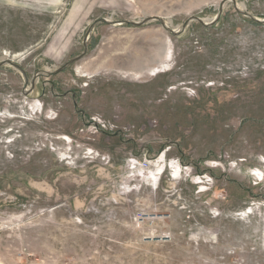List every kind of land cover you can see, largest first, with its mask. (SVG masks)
<instances>
[{
  "label": "rangeland",
  "instance_id": "374dc122",
  "mask_svg": "<svg viewBox=\"0 0 264 264\" xmlns=\"http://www.w3.org/2000/svg\"><path fill=\"white\" fill-rule=\"evenodd\" d=\"M245 15L264 0H0V59L28 81L0 66V264H264Z\"/></svg>",
  "mask_w": 264,
  "mask_h": 264
},
{
  "label": "water",
  "instance_id": "95a60500",
  "mask_svg": "<svg viewBox=\"0 0 264 264\" xmlns=\"http://www.w3.org/2000/svg\"><path fill=\"white\" fill-rule=\"evenodd\" d=\"M219 15H220V12H219V14H218L213 20L208 21V22H205V20H201V19L196 18V17L191 18V19L185 21V22L182 24V26L179 27L178 30H174V29H171V30H170V29H168L167 27H165L164 22H162L159 18H152V19H148V20H146V21H142V22H139V23H132V22H128V21L113 22V21H111V20L98 19V20H96V21L92 24V26H91V28H90V30H89V33L91 32L92 28H93L96 24H99V23H103V24H107V25H115V26H116V25H122V24H130V25L132 24V25H136V26H142V25H144V24H146V23H148V22H151V21H157V22L161 23L162 27H163L167 32H169V33H170L171 35H173V36H176V35H180L181 33H183L184 30L186 29V27L189 25V23H190L191 21L197 22V23L200 24V25H203V26H205V27H208V26H211L212 24L215 23V21L217 20V18L219 17ZM245 16L248 17L249 19H251L252 21H254L255 23H258V24H264V21H263V20H258V19H256V18L250 16V15H245ZM89 33H88V34H89ZM88 34H87L86 38L88 37ZM85 40H86V39H85ZM86 52H87V47L84 46L83 53H82L80 56H78L76 59H74L73 61L80 60V59L86 54ZM4 65H6V66H10V67L13 68L14 70L18 71V72L22 75V77H23V79H24V86H27V82H28V81H27V79H26L25 72H24V71H23V70L17 65V63L14 61V58H13V57H11V58L8 57V58H6L5 60L0 59V66H4Z\"/></svg>",
  "mask_w": 264,
  "mask_h": 264
},
{
  "label": "bare ground",
  "instance_id": "6f19581e",
  "mask_svg": "<svg viewBox=\"0 0 264 264\" xmlns=\"http://www.w3.org/2000/svg\"><path fill=\"white\" fill-rule=\"evenodd\" d=\"M239 8V10L238 11H241V9L242 8H240V7H238ZM213 20V19H212ZM208 21H211V20H206L205 22H208ZM165 24V27H167L168 28V26H166V25H169V23L167 24V23H164ZM179 29V27L177 28V29H174V30H178ZM6 58H4V59H2V60H5Z\"/></svg>",
  "mask_w": 264,
  "mask_h": 264
}]
</instances>
